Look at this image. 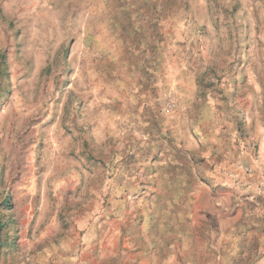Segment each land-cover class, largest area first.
Listing matches in <instances>:
<instances>
[{
    "label": "rangeland",
    "instance_id": "obj_1",
    "mask_svg": "<svg viewBox=\"0 0 264 264\" xmlns=\"http://www.w3.org/2000/svg\"><path fill=\"white\" fill-rule=\"evenodd\" d=\"M264 264V0H0V264Z\"/></svg>",
    "mask_w": 264,
    "mask_h": 264
},
{
    "label": "crops",
    "instance_id": "obj_2",
    "mask_svg": "<svg viewBox=\"0 0 264 264\" xmlns=\"http://www.w3.org/2000/svg\"><path fill=\"white\" fill-rule=\"evenodd\" d=\"M134 263L135 264H147V261L146 260H141V259H136V260H134Z\"/></svg>",
    "mask_w": 264,
    "mask_h": 264
}]
</instances>
